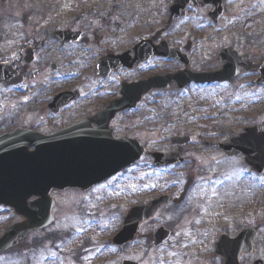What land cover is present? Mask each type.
<instances>
[{"label":"rangeland","instance_id":"374dc122","mask_svg":"<svg viewBox=\"0 0 264 264\" xmlns=\"http://www.w3.org/2000/svg\"><path fill=\"white\" fill-rule=\"evenodd\" d=\"M236 1L248 5L244 17L250 21L238 43L260 53L255 39L264 32L258 9L261 0ZM170 5L165 0H0V35L18 27L19 18L29 14L54 18L59 27L81 28L90 43L93 33L109 32L108 28L116 25L124 29L113 31L111 38L119 46L116 51L153 37L172 46L190 41L194 48L192 69L220 70L215 50L232 45L236 36L218 34L214 29L196 31L202 16L199 10L168 24ZM64 51L73 55L72 70L78 77L75 86L84 92L92 88L93 65L86 63L92 50L80 43ZM260 64L256 58L232 83L203 87L193 95L159 92L148 96L135 118L140 140L151 138L153 143L141 144L149 152H167L172 136H189L192 143L183 149V165L156 169L150 158H142L127 173L86 194L60 193L53 226L33 237L19 250L22 253H12L0 264H120L124 260L138 264H222L214 254L219 236L234 237L245 228L256 229L258 238L254 255L240 263L264 262V178L256 176L241 157L229 159L217 149L202 146L203 142L229 143L254 126L264 131V87L254 84ZM169 66L155 60L142 68L140 76L167 71ZM165 195L171 196L172 203L141 225L131 245L112 246L111 239L129 209ZM168 226L172 236L153 249L151 235Z\"/></svg>","mask_w":264,"mask_h":264},{"label":"flooded vegetation","instance_id":"af4514ba","mask_svg":"<svg viewBox=\"0 0 264 264\" xmlns=\"http://www.w3.org/2000/svg\"><path fill=\"white\" fill-rule=\"evenodd\" d=\"M175 1L188 2L189 6L186 7L184 19L194 10L202 12L196 31L214 29L213 31L218 34L236 36L232 38V45L218 47L215 50L216 54L221 50H229L228 53L234 58L245 63L246 70L249 69L248 66L252 65L253 60L256 58L260 59V66L264 65V32L255 39L257 45H260V53L254 52L250 48L247 50L243 44L238 43L239 38L245 35L243 33L245 27L250 24L249 17H244L245 12L249 11L247 4H241L236 0H165V2L170 3ZM263 1L258 2L261 4L258 9L261 10L259 14L264 20ZM32 15L29 14L24 17L19 15L21 17L19 18L18 27L10 28L11 31L7 30L0 35V80L6 76L10 83L8 85L0 84V238L11 226L24 221L22 216L15 213L13 207L6 204V201H9L6 198L7 193L14 192L15 195L23 193L22 196L24 197H26V194H30L24 200L26 206L41 200V194L47 193L53 202V214L56 219L57 196L60 193L86 194L90 190L97 189L127 173L139 164L138 162L130 168L122 170L112 178L88 189L86 192L76 189L59 190L53 186L49 187L52 182L48 179L42 180L44 176L49 177L53 172L58 171L59 167L56 161L60 149L63 148L59 149L58 145H49V143H76V138H81V143H91L90 149L95 154L100 152L101 143H113V141L124 138L137 140L139 143H153L151 138L145 140L139 138V122L135 118L139 106L135 109L116 113L108 123L98 117L99 114L111 102L122 98L123 86L137 84L149 77L172 75L185 70L190 74L202 72L192 69L193 44L188 52L185 51L187 44L177 46L168 44L171 48L180 49L179 54L187 58L185 62L152 57L147 63L132 69L130 66L133 64L135 56L132 49L138 44V41L135 44H130L125 49L116 51V47L119 48V46L115 45L114 39L111 38L113 37V31L121 32L124 29L116 28L115 25L108 28L109 32L93 33L94 40L93 43H90L89 40L84 38L81 28L59 27L58 23L52 21L54 18H42L40 17L42 14H35V17ZM56 33H62L64 39L61 37L60 40H57ZM98 34L104 35L98 38L96 36ZM106 38L108 39L106 40ZM109 39H111L110 42ZM150 40L155 44L158 43L154 37ZM80 43L92 50L90 55L87 56L86 63L90 67L93 65L91 70L94 74V83L92 82V88L85 90V92L75 86L78 77L74 76L72 70L75 65L72 59L73 55L69 54L68 51H64L67 50V47L77 46ZM236 43L238 44L236 45ZM123 54L127 55V62L124 67L110 70L105 76H98L97 66L100 60ZM155 60L170 64L169 70L150 76H140L142 68ZM215 62L218 63L216 59ZM186 63H188L187 67ZM84 70L90 73L87 69ZM246 70L242 69L241 71L245 72ZM214 85L217 84H198L191 81L183 90H180L177 84L169 83L167 89L162 93L170 94L173 92L179 96L184 93L185 95L187 93L193 95L196 90ZM159 92L154 91L150 96ZM82 123L83 129L81 131H78L75 135L74 132H69L70 128ZM61 132H67V134L61 140H58V134ZM173 137L189 136L174 135L171 138ZM171 138L169 143H171ZM189 138V143H192V138ZM183 149L184 147L171 146L169 151L163 152L180 153L185 160ZM65 150L63 148L61 152ZM86 151L87 149L85 153L88 154ZM72 152L74 155V151ZM70 153L71 151L68 149L67 160ZM144 158L150 157L146 156ZM175 167L178 166L160 169H173ZM21 177L27 179V182H18L17 179ZM55 177H58V174ZM32 193L37 194V196L32 195ZM166 230L169 231L171 237V228L168 226ZM40 234L41 232L30 234L27 243H30L33 237L37 238ZM24 245L1 253L0 263L12 253H22L19 250ZM245 258L248 257L242 256L240 260L243 261Z\"/></svg>","mask_w":264,"mask_h":264},{"label":"water","instance_id":"95a60500","mask_svg":"<svg viewBox=\"0 0 264 264\" xmlns=\"http://www.w3.org/2000/svg\"><path fill=\"white\" fill-rule=\"evenodd\" d=\"M188 4L185 1H176L174 7L171 9L170 21L177 17L184 15V8ZM188 49V48H187ZM179 50L168 49L166 43H161L157 46L151 44L150 41H142L134 49L135 59L131 68H137L143 62H146L152 56L164 57L166 59L184 61L178 55ZM228 51H220L216 60L223 62L222 70L216 73H198L190 74L188 72H181L170 76L154 77L138 84L123 86V97L112 102L98 117L104 119L107 123L118 112H123L133 109L141 102L144 95L150 93L152 90L164 89L168 83L175 82L179 88L194 81L197 83H211L224 82L235 77L240 68V62L234 56L227 53ZM127 62V55L104 58L99 62V74H107L109 70H116L125 66ZM259 79L256 84H264V65L259 68ZM4 85L10 84L6 76L0 80ZM83 129V123L76 125L69 129L70 133L74 135ZM260 128L246 129L245 133L237 139H232L229 144L213 145L212 143H205L207 147H219L223 150L227 157L244 156V162L247 166L253 169L259 176H264V133H259ZM67 132L58 134V140H61ZM81 138H76V143H49V145H58L65 148L64 152L59 151V157L56 161L58 164V171L53 172L49 177H43V181L48 179L52 182L49 187L53 186L59 190L63 189H78L87 190L94 185L100 184L103 181L111 178L122 169L132 166L147 152L134 140L121 139L113 141V143H101L100 152L95 154L91 151V143H81ZM188 139H173L172 144L185 145ZM68 149L71 151L67 160ZM87 149V153L85 150ZM74 151V155L73 152ZM151 158L154 160V166L163 167L182 162L181 156L177 154H162L152 153ZM65 160L63 161V159ZM55 173V174H54ZM58 174V177H55ZM18 182L25 183L27 179H17ZM23 193L16 194L14 192L7 193L6 204L14 208L15 213L24 218V222L11 227L10 230L0 239V253L15 247L17 244L24 242L27 236L32 231L42 230L50 226L54 218L51 214L53 207L52 201L48 194H41V200L34 202L30 206L24 204V200L30 196H22ZM32 195H36L32 193ZM40 195V194H39ZM169 197H161L158 200L152 201L146 206L134 207L127 211L123 220L121 230L112 239L114 246L122 247L131 243L141 223L153 218L157 211L165 205ZM169 237V233L163 228H159L153 235L152 245L157 248L162 245ZM256 237L254 230H243L234 239H229L223 235L216 244V255L224 260V264H239V257L242 254H252L253 242ZM121 264H137L130 261H123ZM253 264H262L256 261Z\"/></svg>","mask_w":264,"mask_h":264}]
</instances>
